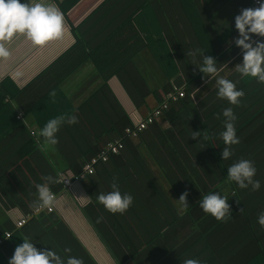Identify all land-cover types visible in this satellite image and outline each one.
Instances as JSON below:
<instances>
[{
    "label": "crops",
    "instance_id": "crops-1",
    "mask_svg": "<svg viewBox=\"0 0 264 264\" xmlns=\"http://www.w3.org/2000/svg\"><path fill=\"white\" fill-rule=\"evenodd\" d=\"M104 1L81 0L71 13L74 25ZM199 1L206 27L193 0H123L122 5L121 0H114L101 9V22H87L84 38L90 49L73 48L75 36L66 24L61 38L43 46L33 45L23 35L12 39L7 45L9 58L0 59V81H7L15 95L14 100H5L17 111V118L12 119L0 107V222L19 228V219L35 217L45 227L40 230L43 236L35 237L37 246L44 243L62 257L65 248L73 256L85 253L92 261L82 264H117L94 222L106 235L125 242L158 232L169 236V225L155 229V222L174 221L171 208L180 205L174 185L184 187L180 164L176 166L172 157L170 135L161 138L150 126L97 163L91 175L68 184L62 178L74 176L107 143L122 140L129 123L158 107L167 90L185 85L196 75L204 57L216 51L207 30L215 29L214 43L226 39L229 32L228 45L240 38L235 22L227 31H217L225 17L241 10L238 5L245 0ZM247 5L254 7L252 0ZM232 57L230 62L236 63L243 49ZM179 61L181 65L174 63ZM226 72L225 77L234 75ZM60 115H75L78 122L62 124L56 134L58 142L48 144L40 130ZM158 122L163 130L168 129L166 120L158 117ZM48 175L54 180L58 175L63 186L49 185L51 192L56 191L52 211H34L36 185L45 183L42 177ZM113 178L122 193L133 196L124 214L109 213L96 199L98 193L111 191ZM125 264L135 262L128 258Z\"/></svg>",
    "mask_w": 264,
    "mask_h": 264
},
{
    "label": "trees",
    "instance_id": "trees-1",
    "mask_svg": "<svg viewBox=\"0 0 264 264\" xmlns=\"http://www.w3.org/2000/svg\"><path fill=\"white\" fill-rule=\"evenodd\" d=\"M80 1L53 0V3L63 14L64 24L75 36L73 48L85 50L91 48L84 38L87 33V22H101V18L104 16V13L101 14V9L114 4L112 3L114 0L100 3L89 16L75 26L71 13ZM129 1L133 2V0ZM248 1L245 0L238 7L241 6V10L248 8ZM21 2H25V0H21ZM122 4L123 0L120 5ZM193 4L204 27H206L202 4L199 0H193ZM241 10H237L238 12L236 11L230 17H225L220 31L217 32L227 31ZM211 17L213 19L214 15L211 14ZM207 33L216 50L213 52L215 54L210 57L213 58L218 69L223 67L218 75L225 77L226 71L234 72V75H228L229 77L225 78L237 82L236 86L238 89H243L244 96L240 98L239 106L230 105L226 100L217 98L215 80L207 82L210 76L204 74L200 69L185 85H179L184 90V96L171 100L167 98L166 94L172 89L167 90L164 99L160 101V104L166 102V107L161 110L159 117L168 122V129L163 130L156 118L138 134L153 126L155 133L159 134L161 138L167 139L165 135H170L171 150L174 151L172 157L175 165L179 166L180 164L182 170L184 187L177 188L176 184L174 185V194L180 205L177 208H171L174 221H170L171 223H163L161 220L155 222V229H160L163 224L169 225V229L172 230L169 232V236L158 232L155 235L141 237L138 241H133L130 238L128 242H125L120 237L106 235V231L101 230L94 222L101 242L109 250L117 264H125L128 258L135 264H185L187 259H197L200 264H264V228H261L257 223L258 214L264 211V84L258 83L255 78L245 77L242 80L239 78L236 66L243 63V57H238L236 63L230 62L234 58L232 56L241 48L236 45L235 41L227 44L232 36L230 32L226 34V39L220 38L217 43L213 41L216 35L215 29H209ZM250 35L252 40L264 41V37ZM84 53L86 54V52ZM174 63L181 65L180 61ZM199 85L201 86L198 89ZM196 89L198 90L194 91ZM14 96L8 82L0 81V107L5 110L4 112H10L12 119L17 118V111L13 107L11 108ZM5 98H10L11 101H6ZM227 107H232L237 117L234 126L240 142L232 146V157L224 160L221 153L225 145L219 137V133L223 130L224 118L221 113ZM131 124L129 123L128 126ZM192 132H199V136L193 138ZM2 133L0 127V137ZM125 135L121 140L123 145L128 144L130 140ZM240 159H249L254 162L257 171L253 179H257L261 183L258 191H252L250 185L248 189H240L235 182L228 180L227 168ZM82 165L76 174L80 172ZM65 178L71 182L73 174L65 176ZM59 184L61 187L63 186L62 183ZM55 192L53 193L55 194ZM185 192H187L185 198L187 207L182 206L179 201V197ZM212 192H219L228 197L226 202L229 206L230 216L222 221L204 213L199 207L200 199ZM40 230H45V227H43L42 221L37 222L35 217L26 220L19 228L13 224L0 222V238L6 231L11 233L10 237L0 243V264H8L15 247L23 243L25 238L30 239L32 243L35 242L34 246L38 250L47 249L44 243H40V246L36 244L35 237L40 236ZM41 236L43 235L41 234ZM40 240L41 238H39ZM120 248L123 249V253L119 250ZM67 255L73 256V252L66 253ZM74 257H78L82 262L92 261L85 253Z\"/></svg>",
    "mask_w": 264,
    "mask_h": 264
},
{
    "label": "clouds",
    "instance_id": "clouds-1",
    "mask_svg": "<svg viewBox=\"0 0 264 264\" xmlns=\"http://www.w3.org/2000/svg\"><path fill=\"white\" fill-rule=\"evenodd\" d=\"M235 29L240 38L235 43L243 49V63L236 66V72L242 80L245 77L255 78L260 84H264V41H256L253 46L251 35L264 37V2L259 7L243 8L239 15L235 16ZM64 32V17L59 8L44 0H0V59H8L10 50L8 44L17 35H23L35 46H43L46 42L62 37ZM199 51V49L197 50ZM200 70L215 78L217 88L216 96L226 100L230 105L239 106L244 96L243 89H238L235 81L218 75L219 69L212 57H204ZM223 130L219 133L225 147L221 153L224 160H228L233 155V145L239 144V137L236 135L235 121L237 117L232 107L224 108ZM78 122L75 115H60L49 119L40 130L41 137L46 143L55 145L58 142L56 136L62 124L69 126ZM199 136V132H192V137ZM254 162L249 159H240L232 163L227 168V178L230 182H235L240 189L258 191L261 183L253 179L256 174ZM45 183L36 185L37 200L33 204L36 211L48 209L49 211L56 204L54 193L49 185L59 183V176L53 179L48 175L42 177ZM111 191L98 193L96 199L98 203L112 214H124L133 203V196L127 192L122 193L118 182L113 178L110 184ZM187 192L179 197L182 206L187 207ZM227 196L219 192H212L204 195L199 201V207L206 214L211 215L218 221H222L230 216ZM257 223L264 228V211L257 217ZM5 237L10 234L5 233ZM64 253H69L70 248L63 249ZM8 264H82V261L74 256L62 257L52 249L38 250L30 239L25 238L23 243L15 247L14 253ZM185 264H200L197 259H187Z\"/></svg>",
    "mask_w": 264,
    "mask_h": 264
},
{
    "label": "built area",
    "instance_id": "built-area-1",
    "mask_svg": "<svg viewBox=\"0 0 264 264\" xmlns=\"http://www.w3.org/2000/svg\"><path fill=\"white\" fill-rule=\"evenodd\" d=\"M254 8L259 7L261 2H264L263 0H252ZM167 98L171 100H176L179 97L184 96V90L181 87H173L172 91L168 92L166 94ZM166 107V102H163L159 104L158 107L152 109L149 111L144 117L136 118L132 121V124L125 128V134L128 137H134L136 136L140 131L145 129L149 124H151L156 118H158L161 115V110ZM123 147V142L121 140L113 141L107 143L103 149H101L95 156L91 157L89 160H87L81 167V170L79 173L73 176V179L75 180H81L87 175H90L94 173V167L95 164L99 161H106L109 154H115L117 153L121 148ZM62 181L64 184L69 183V179L63 177ZM53 209V208H52ZM47 212H50L48 209H44ZM36 211V210H34ZM52 211V210H51ZM29 216H26V218H21L16 222V226L20 227L22 226L26 219ZM10 234V232L6 231L4 234ZM3 236L0 238V243L5 240L8 237ZM10 237V236H9Z\"/></svg>",
    "mask_w": 264,
    "mask_h": 264
}]
</instances>
